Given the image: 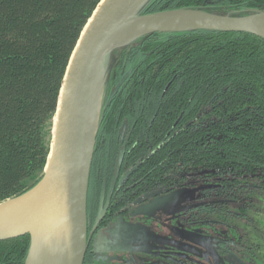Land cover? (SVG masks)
<instances>
[{
  "label": "trees",
  "instance_id": "16d2710c",
  "mask_svg": "<svg viewBox=\"0 0 264 264\" xmlns=\"http://www.w3.org/2000/svg\"><path fill=\"white\" fill-rule=\"evenodd\" d=\"M101 1L0 0V203L42 178L65 72ZM180 9L258 13L264 0H150L142 13ZM112 61L115 79L130 75L100 116L89 209H96L100 190L94 164L108 156L105 149L113 154L122 120L136 121L143 112L136 130L157 147L182 115L179 133L145 164L151 173L146 190L203 179L198 192L224 205H205L199 213L224 214L233 225L237 214L241 222L263 225L264 39L240 32L156 33L120 48ZM28 247V235L0 241V264H24Z\"/></svg>",
  "mask_w": 264,
  "mask_h": 264
},
{
  "label": "water",
  "instance_id": "95a60500",
  "mask_svg": "<svg viewBox=\"0 0 264 264\" xmlns=\"http://www.w3.org/2000/svg\"><path fill=\"white\" fill-rule=\"evenodd\" d=\"M150 0H102L85 26L62 82L44 174L27 192L0 203V241L29 236L24 264H83L87 249V198L108 63L118 46L156 33L240 32L264 18L258 13L196 10L143 14ZM173 15L178 18L172 19ZM160 17L158 22L136 23ZM125 38L118 40L119 36ZM114 45V46H113ZM123 82V81H122ZM151 203L147 208L156 207ZM196 243L201 237L187 234Z\"/></svg>",
  "mask_w": 264,
  "mask_h": 264
},
{
  "label": "flooded vegetation",
  "instance_id": "af4514ba",
  "mask_svg": "<svg viewBox=\"0 0 264 264\" xmlns=\"http://www.w3.org/2000/svg\"><path fill=\"white\" fill-rule=\"evenodd\" d=\"M112 73L104 91V106L119 87L104 113L130 75L127 72L115 79ZM139 113L137 120L141 121L144 115ZM137 120L129 117L122 120L112 145L113 154L109 155L105 149L102 152L108 156L100 157L94 164L100 190L94 212L87 205V249L83 264H256L253 252L256 246L243 245L246 234L240 229L255 230L253 220L241 222L236 214L233 225L223 220L224 214L217 217L199 213L205 205H224L223 200L209 199L203 191L198 192L205 180L186 177L184 183L192 184L189 187L177 188L172 181L168 187L157 189L153 183L154 190H146L151 173H145V164L170 142L172 135L179 133L182 115L157 147H153L154 139L145 141L139 131L142 128L136 130ZM239 202L236 200V206ZM151 203H156V207L147 208ZM187 234L201 237L202 244L187 238Z\"/></svg>",
  "mask_w": 264,
  "mask_h": 264
},
{
  "label": "rangeland",
  "instance_id": "374dc122",
  "mask_svg": "<svg viewBox=\"0 0 264 264\" xmlns=\"http://www.w3.org/2000/svg\"><path fill=\"white\" fill-rule=\"evenodd\" d=\"M220 14H226V13H220ZM121 48V46L116 47L115 49L112 50L111 52V58H110V62L108 63V70L111 71L114 63H113V54L119 50ZM110 78V72L108 73V77H107V81ZM107 83V82H106ZM253 222L255 219H253ZM241 230H243L244 234H246V237H243L242 241H243V245L248 246L249 244L251 245H255L258 246V249H254V254H255V263L256 264H264V222L263 225H258L255 226V230L254 229H246L244 230L243 227H240ZM147 259V258H145Z\"/></svg>",
  "mask_w": 264,
  "mask_h": 264
},
{
  "label": "bare ground",
  "instance_id": "6f19581e",
  "mask_svg": "<svg viewBox=\"0 0 264 264\" xmlns=\"http://www.w3.org/2000/svg\"><path fill=\"white\" fill-rule=\"evenodd\" d=\"M171 18L175 19V18H178V16L173 15ZM158 20H160L159 16L155 17V18H151V19L140 20L139 22H136V23H153V22H158ZM251 29L254 30L256 33H259V34L264 36V18L257 21L256 23L252 24ZM124 38L125 37L123 35H121V36H119L118 40L121 41ZM6 212H7L6 210H3L0 213V217L2 216V214H5Z\"/></svg>",
  "mask_w": 264,
  "mask_h": 264
}]
</instances>
